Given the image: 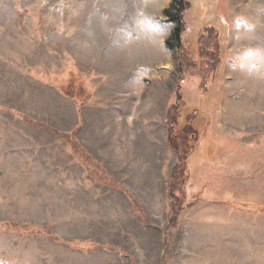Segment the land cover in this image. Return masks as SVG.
<instances>
[{"label":"rangeland","instance_id":"1","mask_svg":"<svg viewBox=\"0 0 264 264\" xmlns=\"http://www.w3.org/2000/svg\"><path fill=\"white\" fill-rule=\"evenodd\" d=\"M189 2L0 0V264H264V0Z\"/></svg>","mask_w":264,"mask_h":264},{"label":"trees","instance_id":"2","mask_svg":"<svg viewBox=\"0 0 264 264\" xmlns=\"http://www.w3.org/2000/svg\"><path fill=\"white\" fill-rule=\"evenodd\" d=\"M190 7V2L189 0H172V3H171V6L168 8V9H165L164 10V15L171 21V22H174L176 23V28L174 30V33H173V37L166 41V45L167 47H169L171 50H178L181 45H184V43H186L185 41V24H184V17H185V12L187 11V9ZM206 32H207V35H203V34H200L199 38H198V43H197V47H199V42L202 38H205L206 36L210 37V36H213V32H215L214 28L213 27H208L206 29ZM44 83V82H43ZM47 83V82H45ZM50 84V83H49ZM80 101V100H79ZM77 102V106L79 107L80 106V102ZM179 117V116H178ZM175 119L172 117V118H168V122H173ZM170 126H172V123H170ZM191 126L189 125H183L182 128L180 129L181 133H186L189 131V128ZM174 129H176V132H180L178 131L177 127H175ZM198 131V130H197ZM175 130H174V133H176ZM171 135H170V140H171ZM174 144V141H170ZM183 172L184 170H187L185 168L182 169ZM184 179L182 181L179 182L180 186H184L187 179H188V173L187 172H184ZM111 181V180H110ZM112 184V182H111ZM113 185V184H112ZM119 184H116L114 187H119V188H122L120 185L118 186ZM126 196L128 197V199L131 201V203H133L137 209H138V205H136V203H134V199L132 198L131 194L127 191H123ZM175 189L174 187L172 186V195L174 197H178V193H175ZM185 208V205L183 206H180V209L178 212H176V217H178L182 210ZM139 210V209H138ZM5 227H2L0 226V230H4ZM163 240H165V230L163 231Z\"/></svg>","mask_w":264,"mask_h":264}]
</instances>
